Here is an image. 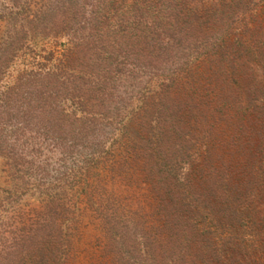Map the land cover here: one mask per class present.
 Instances as JSON below:
<instances>
[{
  "label": "rangeland",
  "instance_id": "1",
  "mask_svg": "<svg viewBox=\"0 0 264 264\" xmlns=\"http://www.w3.org/2000/svg\"><path fill=\"white\" fill-rule=\"evenodd\" d=\"M37 85L66 116L0 123V264H264V0H0V101Z\"/></svg>",
  "mask_w": 264,
  "mask_h": 264
},
{
  "label": "trees",
  "instance_id": "2",
  "mask_svg": "<svg viewBox=\"0 0 264 264\" xmlns=\"http://www.w3.org/2000/svg\"><path fill=\"white\" fill-rule=\"evenodd\" d=\"M103 84L104 83L102 81H98L97 79L96 81H93L92 85L87 83L85 86L86 88H84V90L82 89V91L81 89H77L73 83L69 85H71V93H75L74 96L78 97L77 100L80 101V104H84L88 96L102 93ZM37 86L35 89L26 87L27 89H25V91L19 90L18 87H16L17 91L5 93L2 96V101H0V123L6 122L11 125H17L20 123L18 124L19 126L22 125V127H26L28 123H30V120L34 119V122L38 125L37 129L42 128L44 131L50 129L55 132L61 131L64 122L63 119L66 115L62 114L61 112L58 113V111L55 110L54 101L56 100L57 96L56 87H52L54 93H51L50 91V93H46L45 91L47 90L39 89L41 85ZM31 93L33 94L31 95ZM82 101H84V103ZM199 203H201V201H199ZM201 204H203V202ZM184 208L186 207H176L177 214L183 212V214L179 215L178 217H176V215H170V213H172L171 208H167L168 210L166 207L165 210L163 208L159 209L160 214L158 217L161 221H164L161 229L166 230L165 234L173 233L175 230L174 227H181L182 223L186 222ZM187 224L189 225V223ZM161 229L159 228L157 233L162 231ZM64 259L65 258L58 262V264H63ZM43 262H45L43 264L47 263V261ZM36 263L37 261L34 262V264Z\"/></svg>",
  "mask_w": 264,
  "mask_h": 264
}]
</instances>
